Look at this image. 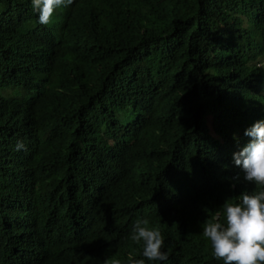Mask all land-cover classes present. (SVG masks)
Returning a JSON list of instances; mask_svg holds the SVG:
<instances>
[{
  "label": "trees",
  "instance_id": "obj_1",
  "mask_svg": "<svg viewBox=\"0 0 264 264\" xmlns=\"http://www.w3.org/2000/svg\"><path fill=\"white\" fill-rule=\"evenodd\" d=\"M7 84L28 95L0 94V264H223L204 224L261 190L232 156L264 120V0H73L47 25L0 0Z\"/></svg>",
  "mask_w": 264,
  "mask_h": 264
},
{
  "label": "clouds",
  "instance_id": "obj_2",
  "mask_svg": "<svg viewBox=\"0 0 264 264\" xmlns=\"http://www.w3.org/2000/svg\"><path fill=\"white\" fill-rule=\"evenodd\" d=\"M72 3L73 0H31L32 9L38 13L41 25L49 24L56 11ZM244 136L249 138V142L233 153V164L243 173L245 182L261 190L253 194L241 192L237 203L225 201L222 209L204 224L202 231L203 237L210 242L214 259L223 264H264V120L247 128ZM16 148H24L23 143L18 142ZM104 172L108 174V171ZM238 178L239 174L233 177ZM35 223L28 213L21 216L19 211L10 219L11 228L26 229L35 226ZM148 225V219L137 220L130 239L143 243L142 255L147 260L167 261L168 254L161 250L164 237L158 229H149ZM33 243L34 240L22 246L29 247ZM39 243L42 252L45 246L41 240ZM113 264L120 262L114 261ZM131 264H145V261L132 260Z\"/></svg>",
  "mask_w": 264,
  "mask_h": 264
},
{
  "label": "rangeland",
  "instance_id": "obj_3",
  "mask_svg": "<svg viewBox=\"0 0 264 264\" xmlns=\"http://www.w3.org/2000/svg\"><path fill=\"white\" fill-rule=\"evenodd\" d=\"M2 92L0 94L3 97H21V96H27L28 93L21 87V86H12V85H5L4 88L2 89ZM3 104L1 103L0 100V114H7Z\"/></svg>",
  "mask_w": 264,
  "mask_h": 264
}]
</instances>
